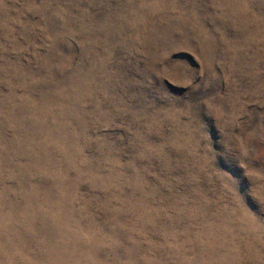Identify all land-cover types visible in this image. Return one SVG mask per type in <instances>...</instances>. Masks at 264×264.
I'll use <instances>...</instances> for the list:
<instances>
[{
    "label": "rangeland",
    "instance_id": "1",
    "mask_svg": "<svg viewBox=\"0 0 264 264\" xmlns=\"http://www.w3.org/2000/svg\"><path fill=\"white\" fill-rule=\"evenodd\" d=\"M0 264H264V0H0Z\"/></svg>",
    "mask_w": 264,
    "mask_h": 264
}]
</instances>
